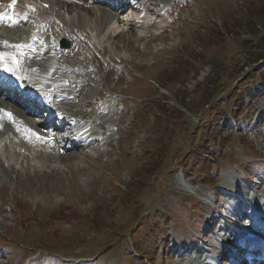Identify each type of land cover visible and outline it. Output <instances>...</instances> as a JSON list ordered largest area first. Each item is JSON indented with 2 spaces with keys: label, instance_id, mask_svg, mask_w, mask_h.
<instances>
[{
  "label": "rangeland",
  "instance_id": "1",
  "mask_svg": "<svg viewBox=\"0 0 264 264\" xmlns=\"http://www.w3.org/2000/svg\"><path fill=\"white\" fill-rule=\"evenodd\" d=\"M52 3L46 25L70 48L35 66L61 68L55 92L101 134L63 152L0 136V264H195L223 249L264 200V0H148L154 23L107 42L93 4ZM29 26L0 32L23 41Z\"/></svg>",
  "mask_w": 264,
  "mask_h": 264
},
{
  "label": "bare ground",
  "instance_id": "2",
  "mask_svg": "<svg viewBox=\"0 0 264 264\" xmlns=\"http://www.w3.org/2000/svg\"><path fill=\"white\" fill-rule=\"evenodd\" d=\"M27 1H29V3L31 4V6L30 7H36L37 9H36V11L35 12H33L32 13V17L33 18H38V19H40L42 22H45L46 21V19L50 16V14H51V8H52V6H53V3H52V1L53 0H40L39 2L37 1V0H27ZM56 2H58V3H61V4H63L66 8H68L69 6H71V5H74V1L73 0H55ZM80 1V0H79ZM94 1V0H93ZM110 1H114V0H96L95 2H96V5H93V6H91V7H93L92 9H90L89 8V10L91 11V12H93L94 14H95V16H97V18L98 19H102L103 18V16H104V18H105V22H106V24L104 23V27L103 28H101V29H98V31H96V33H95V31H94V33L96 34V37H97V39H102V41L103 42H107L114 34H116L119 30H120V28H124V27H122V26H125V25H127L129 22V20H128V16L130 15V17L132 18V20L133 21H135V22H137V23H139V24H141V26H146L148 23H154L153 21H152V12L150 13L147 9H146V4H147V2H148V0H146V1H139V2H136V4L133 6H131V8H130V13L129 12H127L125 15L123 14L124 13V11H125V9H126V7H125V5L121 2L120 3V8H124V10L121 12V13H115L114 15H112V14H110V13H108L107 11H105V10H103V7H101L100 5H101V3L102 4H107L108 2H110ZM116 1V0H115ZM24 0H20V2L18 3V5L17 6H23L24 5ZM81 2V1H80ZM88 2V1H87ZM150 2V1H149ZM43 3H48L49 4V7L48 8H44L43 6H42V4ZM82 3H84V2H82ZM128 3H131V1H129ZM127 3V4H128ZM152 3V2H151ZM84 4H87V3H84ZM100 4V5H99ZM100 6V7H99ZM20 7H18V8H20ZM33 11V8H31V12ZM105 12H107V13H105ZM80 14V13H79ZM154 14V13H153ZM17 15H18V18H19V20H21V21H23V17H22V14L20 13H17ZM162 16V15H161ZM161 16H160V18H161ZM77 27H78V29L80 30V28H82V27H85V26H83L82 24H84L85 22H84V19H83V17H80V16H77ZM159 18V19H160ZM66 21V20H65ZM46 23V22H45ZM159 23V22H158ZM151 24V25H152ZM159 25H166V22L163 20L162 22H160L159 23ZM140 26V27H141ZM144 28V27H143ZM142 28V29H143ZM78 31V30H77ZM55 32H57V30L55 31ZM64 33V32H63ZM37 39V36H35L34 35V37H32V36H30V38H29V41H32L33 39ZM62 39V38H66V39H68V41H69V38H68V36L67 35H64V34H62L61 32H58L57 34H56V39ZM55 39V38H54ZM55 39V40H56ZM54 40V41H55ZM10 41V40H9ZM36 41H39V40H36ZM9 43V42H8ZM70 48V42H69V44L68 45H66V44H64L63 46H61V48L60 49H62V50H66V49H69ZM40 62V61H39ZM39 62H33L31 65H28L27 67H28V70H27V72L28 73H30V74H32V76L31 77H27L26 76V78H28V79H30V81H31V84H33L34 85V87H35V90H36V93H39L40 92V89H41V91H46L47 89L46 88H48L47 86H49V85H51V84H53V82H55L54 81V79H56L55 77H56V74L58 73V69H61V68H59V67H56V72H55V69H53V70H50V67L49 66H51V65H44V64H39V65H37V66H35V64L36 63H39ZM23 65L22 64H20V68L22 67ZM58 70V71H57ZM62 71H64V70H62ZM61 72V71H60ZM63 73V72H62ZM60 73V77L59 76H57V78L59 79V80H72V78H71V76H70V74H67V73ZM91 74V73H90ZM80 75V74H79ZM80 77V76H79ZM1 78L3 79V81L5 82V80H7L8 79V77L7 76H5V77H3V76H1ZM58 79H57V81H58ZM77 82V81H76ZM11 84V83H10ZM24 86H26L25 84H24ZM29 93H30V90H27ZM48 94L49 95H51V92L50 91H48ZM69 98V97H68ZM74 99V98H73ZM67 100V98L65 99V101ZM6 101H0V109L1 108H5L4 107V103H5ZM72 105V104H71ZM68 106V104H64V106H62V110H60V111H57V113H62V112H69V113H73V114H75V115H77V116H81V114H82V112L81 113H79V107L78 106H75V107H73V106ZM36 106V104L35 103H32V108H31V111H35V107ZM82 106V105H81ZM15 113L16 114H18L17 116L19 117L21 114H22V110L21 109H17L16 108V110H15ZM87 113V112H86ZM83 115V114H82ZM3 123H6L7 124V126H8V129H10L11 127H10V124L7 122V121H4ZM83 127H85V126H83ZM83 127H81V126H79L78 128H77V131L78 132H80V131H82V129H83ZM23 132H25V133H28L29 134V138H27L26 139V141L28 142V141H31V142H34V143H43V141H41V140H37L36 138H34L33 136H32V132H31V130L29 129V128H27V127H24L23 128V130H22ZM7 132L8 131H6V133L4 132V133H2L3 135L4 134H7ZM51 135V134H50ZM8 137V136H7ZM11 138H12V136H11ZM33 144V143H32ZM36 145V144H35ZM256 206L257 205H255L254 206V204L251 206V207H248L247 209H243V210H241V212H240V217L242 218L244 215H245V217H247V218H252V219H254L255 220V218L258 220V221H260V222H264V214L262 213H258L257 214V210L255 209L256 208ZM248 210H250V211H248ZM247 214V215H246ZM259 222V224H261ZM228 232V231H227ZM241 233V232H240Z\"/></svg>",
  "mask_w": 264,
  "mask_h": 264
},
{
  "label": "snow or ice",
  "instance_id": "3",
  "mask_svg": "<svg viewBox=\"0 0 264 264\" xmlns=\"http://www.w3.org/2000/svg\"><path fill=\"white\" fill-rule=\"evenodd\" d=\"M3 59H4L3 55H2V54H0V62H2V61H3ZM2 66H4V67H5V69H6L7 71H12V70H13L11 67H8V66H6V65H2Z\"/></svg>",
  "mask_w": 264,
  "mask_h": 264
}]
</instances>
